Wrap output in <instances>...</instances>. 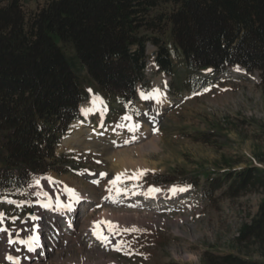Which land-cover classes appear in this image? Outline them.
Returning a JSON list of instances; mask_svg holds the SVG:
<instances>
[{"label": "rangeland", "instance_id": "obj_1", "mask_svg": "<svg viewBox=\"0 0 264 264\" xmlns=\"http://www.w3.org/2000/svg\"><path fill=\"white\" fill-rule=\"evenodd\" d=\"M149 74L140 93L159 89V100L141 98L131 120L97 102L56 151L73 155L60 168L68 170L38 176L16 200L0 202V264H264V173L247 185L233 177L264 168V73L230 70L212 87L182 95L169 93L167 75ZM118 173L138 178L109 183ZM184 174L202 184L218 177L220 187L208 194L166 181ZM155 175L166 182L154 183ZM174 186L186 190L173 193ZM32 235L41 241L29 251L20 239Z\"/></svg>", "mask_w": 264, "mask_h": 264}, {"label": "trees", "instance_id": "obj_2", "mask_svg": "<svg viewBox=\"0 0 264 264\" xmlns=\"http://www.w3.org/2000/svg\"><path fill=\"white\" fill-rule=\"evenodd\" d=\"M30 1L0 3V201L68 170L60 168L73 155L56 151L84 119L91 89L115 113L137 116L138 89L151 85L150 45L170 94L200 92L233 67L264 73V0H44L28 11ZM250 169L234 180L264 173ZM154 177L208 194L221 181Z\"/></svg>", "mask_w": 264, "mask_h": 264}, {"label": "snow or ice", "instance_id": "obj_3", "mask_svg": "<svg viewBox=\"0 0 264 264\" xmlns=\"http://www.w3.org/2000/svg\"><path fill=\"white\" fill-rule=\"evenodd\" d=\"M161 93H160V90L159 89H152L150 92L148 93H144V92H141L140 93V96L142 99H145V100H148V99H157L159 100V97H160ZM99 101V98H94L92 103L93 105H95L97 102ZM102 103V101H100ZM94 108H85V109H81V111H83L85 114H87L88 112H91L93 111ZM125 120H131L132 117L131 116H125L124 117ZM133 128L135 126H132ZM143 171L145 170H142L140 175L143 174ZM100 175L104 176L106 175V173H101ZM122 178H138V177H124V173H118L116 175V177L112 180L109 181V183L113 184V185H116ZM94 183H98V181H93ZM36 183L39 184L40 181L39 180H36ZM69 192L72 193V195L76 198V199H79V197L76 195V193L74 192V190H71V189H67ZM186 189L185 188H176L175 186L170 189V191H172L173 193H176L177 191H185ZM117 191H119V189H117ZM150 191H159V189H150ZM45 196H47V193L44 194ZM11 202V201H10ZM50 205L48 204H45L44 207H49ZM65 207H70V205H65ZM3 218V213H0V219ZM13 219H15V217H13ZM32 219H38L37 217H32ZM109 224V227L112 228L114 227L113 225H111V222H106ZM130 229H125V231H129ZM94 234L97 235V237L101 240H104V241H107V237L104 236L100 231H98L97 229H94ZM38 241V237L35 236V235H32V236H29L27 238V240H21L20 243L22 244H27L28 245V248H29V251H32L34 250V247H35V244L37 243ZM10 243L12 242L11 240L9 241ZM9 260H12L14 259L13 257L9 256L8 257Z\"/></svg>", "mask_w": 264, "mask_h": 264}, {"label": "bare ground", "instance_id": "obj_4", "mask_svg": "<svg viewBox=\"0 0 264 264\" xmlns=\"http://www.w3.org/2000/svg\"><path fill=\"white\" fill-rule=\"evenodd\" d=\"M163 91V90H162ZM162 96H163V94H162ZM92 103V99L90 100V102H88V103H86V104H84L83 105V109H85V108H94V109H96V106H94L93 104H91ZM94 111V110H93ZM93 111H91V112H93ZM90 112H88L87 114H89ZM135 123V122H134ZM79 124H80V122H76V128L74 129V130H76L77 128H79ZM146 127V126H145ZM73 130V129H72ZM90 135V134H89ZM70 141V140H69ZM141 141V140H140ZM77 143V142H76ZM79 145V144H78ZM77 146V145H76ZM74 148H76V147H74ZM116 158V157H115ZM125 160V159H124ZM123 160V161H124ZM122 166H126V167H128V166H131V167H135V168H139V169H142V164L140 163V162H136V161H126V162H124L123 164H122ZM68 203H69V205H70V208L72 207V205H71V201H70V199L68 200ZM59 204H61V203H59ZM74 205V204H73ZM65 206V205H64ZM63 206V207H64ZM58 208H60V207H58ZM69 208V207H68ZM37 226L41 229L42 228V223L41 222H38L37 223ZM42 234V232L41 231H39L38 232V237H40V235ZM52 238H53V236H51ZM40 241H41V239H38V241H37V243H40ZM44 253V252H43ZM30 257H29V259H28V263H30ZM89 262V261H88Z\"/></svg>", "mask_w": 264, "mask_h": 264}, {"label": "crops", "instance_id": "obj_5", "mask_svg": "<svg viewBox=\"0 0 264 264\" xmlns=\"http://www.w3.org/2000/svg\"><path fill=\"white\" fill-rule=\"evenodd\" d=\"M93 101V100H92ZM96 106H97V103H96Z\"/></svg>", "mask_w": 264, "mask_h": 264}]
</instances>
